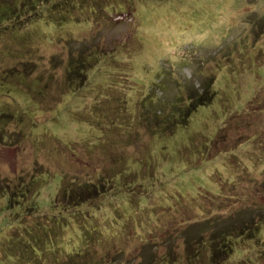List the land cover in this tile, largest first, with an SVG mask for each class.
Instances as JSON below:
<instances>
[{"label":"rangeland","instance_id":"374dc122","mask_svg":"<svg viewBox=\"0 0 264 264\" xmlns=\"http://www.w3.org/2000/svg\"><path fill=\"white\" fill-rule=\"evenodd\" d=\"M25 1L0 19V264H264V0Z\"/></svg>","mask_w":264,"mask_h":264},{"label":"trees","instance_id":"16d2710c","mask_svg":"<svg viewBox=\"0 0 264 264\" xmlns=\"http://www.w3.org/2000/svg\"><path fill=\"white\" fill-rule=\"evenodd\" d=\"M68 1V0H66ZM71 4L75 5V1L72 0L70 1ZM22 7H14V8H3L1 14H0V19L4 17H7L6 14L10 12H15L17 9V13L20 11L24 10V6L27 4L29 5L30 2L23 1L22 2ZM63 2H56L54 8ZM52 4V3H51ZM65 3H63L62 7L67 8L68 6H64ZM106 10V7H104ZM68 10V9H67ZM108 11V10H107ZM68 11L64 13H60V16L58 17L59 20H68L70 18V15L67 13ZM102 52H99L97 50H90L89 54L86 56L85 54H78L75 55V53H71V59L68 63V66H66V77L68 79L67 84L69 89L71 90H76L83 86L85 84L86 80V75H87V69L90 68L93 64H96L98 60L100 59V55ZM87 61L89 62V66L87 65ZM21 82H24V77L21 78ZM19 87V86H18ZM213 93H208V92H203L200 95L199 94H191L189 96L190 101L187 103L186 107H183V105L177 106L178 108L175 109V117H177L179 113L178 120L176 121V124H185L188 122V116L192 113L193 110H195L200 103H207L210 102L213 98ZM181 99V98H180ZM180 99L177 100L180 102ZM177 112V115H176ZM5 112H0V116L4 114ZM175 120V119H174ZM173 120V121H174ZM165 122V130L167 128H171L173 126V122L171 121V116H167ZM172 123V124H171ZM164 124V123H163ZM171 131H173V127L171 128ZM171 133V132H170ZM105 183L102 182H95V181H86L82 182L78 186H73L69 184H62L61 187V194L57 196L56 201L64 204V205H72V206H78L86 201L92 200L96 197L99 196V194L104 190L103 188L105 187ZM31 185L25 183V182H20L19 184L15 185V187H11V185L8 184L6 191L8 192L9 196L7 198V204L6 206L9 205L12 206V204L16 201H19V197H25L26 194L28 193ZM22 197V198H23ZM22 200H25L23 198ZM56 202V203H57ZM252 228V227H251ZM228 230V229H227ZM48 232V231H47ZM221 235H226L229 237V235H233L227 231H223L220 233ZM48 238V237H47ZM226 245V244H225ZM228 246H223V249H227ZM219 249L214 250L213 254L214 256H218ZM215 260V259H213Z\"/></svg>","mask_w":264,"mask_h":264}]
</instances>
